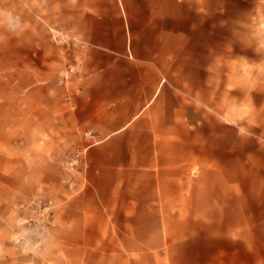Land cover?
<instances>
[{"label": "crops", "instance_id": "1", "mask_svg": "<svg viewBox=\"0 0 264 264\" xmlns=\"http://www.w3.org/2000/svg\"><path fill=\"white\" fill-rule=\"evenodd\" d=\"M231 61L208 0L0 7V264H264V147ZM48 195L34 249L19 206Z\"/></svg>", "mask_w": 264, "mask_h": 264}, {"label": "rangeland", "instance_id": "2", "mask_svg": "<svg viewBox=\"0 0 264 264\" xmlns=\"http://www.w3.org/2000/svg\"><path fill=\"white\" fill-rule=\"evenodd\" d=\"M8 5L9 0H0V7L7 8ZM208 6L210 52H223L226 69L233 68L231 59L235 57L234 66H239L241 71L242 133L255 134L257 143L264 147V0H208ZM56 32L51 30V37L57 42ZM39 199L53 201L51 221L43 224L36 222L32 219L31 210L26 208L29 211L27 221L21 220L16 224L19 232L26 229L30 231L29 237L33 238L27 240L34 241V249L42 246L44 236L54 225L56 197L36 196L19 206L25 209V205ZM11 226L13 223L8 218L0 220V236ZM24 240V237H17L11 239L10 243L19 245ZM2 246L4 243H0V251Z\"/></svg>", "mask_w": 264, "mask_h": 264}, {"label": "built area", "instance_id": "3", "mask_svg": "<svg viewBox=\"0 0 264 264\" xmlns=\"http://www.w3.org/2000/svg\"><path fill=\"white\" fill-rule=\"evenodd\" d=\"M56 40L60 41L65 37L62 32H56ZM83 151L75 150L71 152L70 157L63 162L62 167L64 170H79L81 166ZM25 208L31 210L33 218L38 223H49L53 215V201H43L35 200L24 206Z\"/></svg>", "mask_w": 264, "mask_h": 264}]
</instances>
